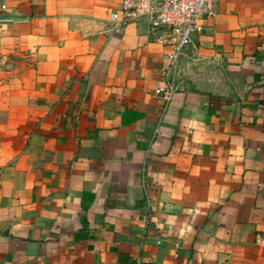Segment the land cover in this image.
<instances>
[{
	"label": "crops",
	"instance_id": "obj_1",
	"mask_svg": "<svg viewBox=\"0 0 264 264\" xmlns=\"http://www.w3.org/2000/svg\"><path fill=\"white\" fill-rule=\"evenodd\" d=\"M120 3L0 0V264H264V0L215 4L161 121Z\"/></svg>",
	"mask_w": 264,
	"mask_h": 264
},
{
	"label": "built area",
	"instance_id": "obj_2",
	"mask_svg": "<svg viewBox=\"0 0 264 264\" xmlns=\"http://www.w3.org/2000/svg\"><path fill=\"white\" fill-rule=\"evenodd\" d=\"M219 0H121L117 11L109 15L110 21L119 27L135 21H144L154 42L166 47L168 65L162 70L163 82L154 90V96L162 102L161 121L177 90L175 73L180 57L195 34L204 31V21L215 14ZM160 123V122H158ZM159 126L154 131V138ZM147 206L150 201L146 200ZM256 245L264 251V238Z\"/></svg>",
	"mask_w": 264,
	"mask_h": 264
},
{
	"label": "water",
	"instance_id": "obj_3",
	"mask_svg": "<svg viewBox=\"0 0 264 264\" xmlns=\"http://www.w3.org/2000/svg\"><path fill=\"white\" fill-rule=\"evenodd\" d=\"M180 79V67H177L176 73H175V81L178 82Z\"/></svg>",
	"mask_w": 264,
	"mask_h": 264
},
{
	"label": "trees",
	"instance_id": "obj_4",
	"mask_svg": "<svg viewBox=\"0 0 264 264\" xmlns=\"http://www.w3.org/2000/svg\"><path fill=\"white\" fill-rule=\"evenodd\" d=\"M121 260H122V261H125V262H129V259H125V260H124L123 257H120V261H121Z\"/></svg>",
	"mask_w": 264,
	"mask_h": 264
}]
</instances>
